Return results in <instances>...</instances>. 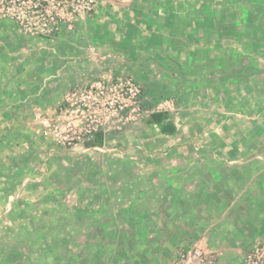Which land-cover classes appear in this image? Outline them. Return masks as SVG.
<instances>
[{"label":"rangeland","instance_id":"1","mask_svg":"<svg viewBox=\"0 0 264 264\" xmlns=\"http://www.w3.org/2000/svg\"><path fill=\"white\" fill-rule=\"evenodd\" d=\"M116 5L55 37L0 19V264H243L264 243V0ZM120 75L144 93L124 124L46 135L66 92ZM164 127L214 145L171 164Z\"/></svg>","mask_w":264,"mask_h":264},{"label":"built area","instance_id":"2","mask_svg":"<svg viewBox=\"0 0 264 264\" xmlns=\"http://www.w3.org/2000/svg\"><path fill=\"white\" fill-rule=\"evenodd\" d=\"M122 0H0V19L10 20L26 34L55 37L72 32L84 15L95 14L102 3ZM144 98L129 75L98 77L83 87L66 92L54 119L39 120L46 135L68 144L94 142L111 124H124ZM191 264H207L199 249H189ZM243 264H264V243L249 247Z\"/></svg>","mask_w":264,"mask_h":264},{"label":"crops","instance_id":"3","mask_svg":"<svg viewBox=\"0 0 264 264\" xmlns=\"http://www.w3.org/2000/svg\"><path fill=\"white\" fill-rule=\"evenodd\" d=\"M134 1L135 0H122V1H120L118 3H115V4H117L116 6H118V7H122V6L126 7V6H128L130 4H132ZM104 4H107V3H104ZM103 5L101 6V8L103 7ZM19 34L20 33H17V35L15 34V36L19 37L20 36ZM197 64H200V67L203 66V62H200V63H197ZM164 67H165V69H167V71H170L169 67H171L172 68L171 73H173V75H177V76H179V75L182 76L183 75L182 72L179 73V69H180L179 67L184 68L183 64H181V65L177 64V65H174V66L173 65L169 66V65L165 64ZM174 68H176V69H174ZM108 73H110V72H108ZM184 75L187 76L185 73H184ZM175 131H176V129H174V131L171 132L172 133L171 135H174L176 137V139L173 140L172 142L168 143V145H169L168 147H170L169 151L171 153L174 152V155H171V157H170V159L172 161L171 164L177 162L178 158H180V156L178 155L176 150H180L182 148L193 149V150L207 149V148L213 147V145H214V144L211 145V142L214 143L213 142L214 140L211 137H210L211 139H209V140L206 139L208 137V135H207V132H205V131L203 133L202 132L201 133H196V134H199L200 137H198V138L195 137V139H191V138L188 139L190 137L188 130H187L188 133L187 132L186 133H176ZM187 134H188V138H187ZM176 135H178V136H176ZM214 157L215 158H221L222 161H227L228 163L229 162H233V161L228 160L225 157H221V155H216V153L214 154Z\"/></svg>","mask_w":264,"mask_h":264},{"label":"trees","instance_id":"4","mask_svg":"<svg viewBox=\"0 0 264 264\" xmlns=\"http://www.w3.org/2000/svg\"><path fill=\"white\" fill-rule=\"evenodd\" d=\"M161 131H163V132H173L174 131V127H168V128H162V130ZM96 139H98V138H96ZM95 139V140H96ZM97 141H99V139L97 140Z\"/></svg>","mask_w":264,"mask_h":264}]
</instances>
